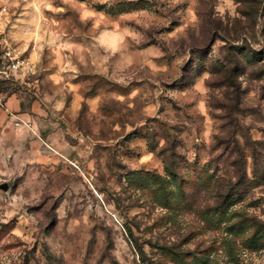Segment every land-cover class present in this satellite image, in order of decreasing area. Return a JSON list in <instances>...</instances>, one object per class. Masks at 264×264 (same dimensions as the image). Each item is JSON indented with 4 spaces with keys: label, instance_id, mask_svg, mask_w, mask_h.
Segmentation results:
<instances>
[{
    "label": "rangeland",
    "instance_id": "rangeland-1",
    "mask_svg": "<svg viewBox=\"0 0 264 264\" xmlns=\"http://www.w3.org/2000/svg\"><path fill=\"white\" fill-rule=\"evenodd\" d=\"M0 264H264V0H0Z\"/></svg>",
    "mask_w": 264,
    "mask_h": 264
},
{
    "label": "built area",
    "instance_id": "built-area-1",
    "mask_svg": "<svg viewBox=\"0 0 264 264\" xmlns=\"http://www.w3.org/2000/svg\"><path fill=\"white\" fill-rule=\"evenodd\" d=\"M29 62L26 58L20 56L9 46L3 48L0 52V80L10 77L19 69H27Z\"/></svg>",
    "mask_w": 264,
    "mask_h": 264
},
{
    "label": "water",
    "instance_id": "water-1",
    "mask_svg": "<svg viewBox=\"0 0 264 264\" xmlns=\"http://www.w3.org/2000/svg\"><path fill=\"white\" fill-rule=\"evenodd\" d=\"M0 187L6 188L7 187V183L5 181L0 182Z\"/></svg>",
    "mask_w": 264,
    "mask_h": 264
}]
</instances>
